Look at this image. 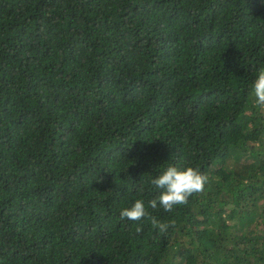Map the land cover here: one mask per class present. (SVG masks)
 I'll return each instance as SVG.
<instances>
[{
	"label": "trees",
	"instance_id": "trees-1",
	"mask_svg": "<svg viewBox=\"0 0 264 264\" xmlns=\"http://www.w3.org/2000/svg\"><path fill=\"white\" fill-rule=\"evenodd\" d=\"M264 0H0V264H264Z\"/></svg>",
	"mask_w": 264,
	"mask_h": 264
},
{
	"label": "rangeland",
	"instance_id": "rangeland-1",
	"mask_svg": "<svg viewBox=\"0 0 264 264\" xmlns=\"http://www.w3.org/2000/svg\"><path fill=\"white\" fill-rule=\"evenodd\" d=\"M259 84H260L261 87L264 88V78L259 81Z\"/></svg>",
	"mask_w": 264,
	"mask_h": 264
}]
</instances>
